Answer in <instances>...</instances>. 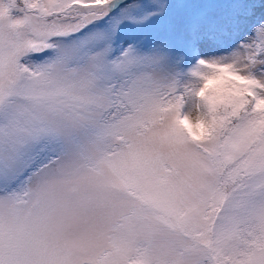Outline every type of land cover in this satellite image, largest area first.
Wrapping results in <instances>:
<instances>
[{
	"label": "snow or ice",
	"instance_id": "1",
	"mask_svg": "<svg viewBox=\"0 0 264 264\" xmlns=\"http://www.w3.org/2000/svg\"><path fill=\"white\" fill-rule=\"evenodd\" d=\"M0 264H264V0H0Z\"/></svg>",
	"mask_w": 264,
	"mask_h": 264
}]
</instances>
